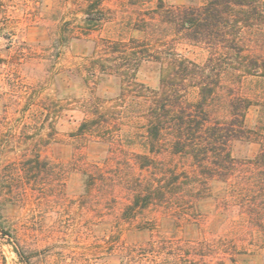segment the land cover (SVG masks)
I'll use <instances>...</instances> for the list:
<instances>
[{"label": "trees", "instance_id": "trees-1", "mask_svg": "<svg viewBox=\"0 0 264 264\" xmlns=\"http://www.w3.org/2000/svg\"><path fill=\"white\" fill-rule=\"evenodd\" d=\"M111 1L75 0L82 20L63 22L57 45L84 42L89 51L71 65L57 66L54 55L45 83L56 98L29 88L24 165L36 199L48 200L55 182L58 200L72 194L83 217L111 237L104 242L122 264L264 257V102L246 89L249 78L264 81V0ZM189 49L207 57L192 58ZM148 66L157 88L138 78ZM14 79L15 102L21 84ZM256 105L263 116L251 128ZM75 111L81 122L57 138V120ZM238 141L258 143V154L236 158ZM56 144L68 160L46 155ZM2 173L0 166V217ZM124 233L142 241L129 246ZM13 237L31 264L30 244Z\"/></svg>", "mask_w": 264, "mask_h": 264}, {"label": "rangeland", "instance_id": "rangeland-1", "mask_svg": "<svg viewBox=\"0 0 264 264\" xmlns=\"http://www.w3.org/2000/svg\"><path fill=\"white\" fill-rule=\"evenodd\" d=\"M121 1L127 2L112 0L110 5L118 6ZM164 2L172 6L190 4L191 0ZM79 7L75 0H0V166L3 172L1 185L7 201L3 206V217H0V222L1 218L5 219V225L2 222L0 227L3 230L0 231V264H23L16 252L20 247L17 248L13 236H19L21 242L30 244L28 254L31 264H122L114 253L110 255L109 245L104 242L111 237L108 233H99L98 227L83 217L78 204L71 200L72 194H64L66 202L58 200L54 194L59 191V186L55 182L52 189L50 187L52 196L48 200L38 201L37 187L30 186L25 171L29 136L27 126L30 121L29 113L24 114V109L29 88L31 85L37 87L40 99L56 98L54 86L45 83V76L53 63L51 60L56 61L54 55L57 53L60 57L57 66L71 65L79 62L80 56L87 54L90 48V44L84 42H70L61 48L57 45L63 22L78 23L82 20V15L77 12ZM189 51L188 56L192 58L207 57V52L197 49ZM11 71L14 75L9 74ZM14 78L21 84L18 91L20 98L15 102L9 97L14 89L17 90L15 83H12ZM138 78L152 88L158 87V74L153 66L140 70ZM247 88L254 95L261 96L263 104L264 81L249 78ZM261 116V106L252 107L247 116L248 126L254 127ZM82 118V113L75 111L58 119L55 130L57 138L70 133ZM49 131L46 129L44 134ZM259 150L258 143L238 141L233 145L232 152L238 159H251ZM46 155L55 160L69 159L62 153L59 144ZM82 224L84 228L90 225L91 230L79 235L78 229ZM15 229L19 232L17 235ZM121 240H125L129 246L142 241L129 233L122 234ZM236 264H264V257L249 258Z\"/></svg>", "mask_w": 264, "mask_h": 264}]
</instances>
